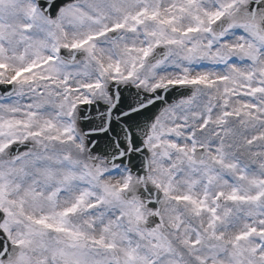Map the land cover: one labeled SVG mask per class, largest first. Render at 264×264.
<instances>
[{
  "label": "snow or ice",
  "instance_id": "6c2138e0",
  "mask_svg": "<svg viewBox=\"0 0 264 264\" xmlns=\"http://www.w3.org/2000/svg\"><path fill=\"white\" fill-rule=\"evenodd\" d=\"M0 264H264V0H0Z\"/></svg>",
  "mask_w": 264,
  "mask_h": 264
}]
</instances>
